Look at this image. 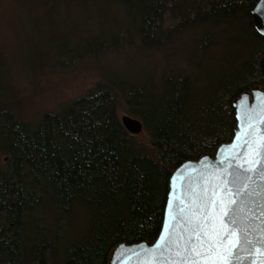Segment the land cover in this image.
Instances as JSON below:
<instances>
[{
  "label": "trees",
  "instance_id": "trees-1",
  "mask_svg": "<svg viewBox=\"0 0 264 264\" xmlns=\"http://www.w3.org/2000/svg\"><path fill=\"white\" fill-rule=\"evenodd\" d=\"M27 1L45 24L27 70L89 61L99 79L33 123L0 54V264H107L115 243L156 239L172 171L229 141L232 99L264 86L257 0Z\"/></svg>",
  "mask_w": 264,
  "mask_h": 264
},
{
  "label": "water",
  "instance_id": "water-1",
  "mask_svg": "<svg viewBox=\"0 0 264 264\" xmlns=\"http://www.w3.org/2000/svg\"><path fill=\"white\" fill-rule=\"evenodd\" d=\"M260 4L261 0H257L250 13L255 30L264 36V9ZM232 105L236 118L232 138L220 143L213 152L185 159L169 176L163 221L156 239L151 243H115L108 251L107 264H207L195 256L186 258L182 249L189 239V248L197 243L189 221L195 220L193 213L201 204L199 198L213 192L220 200L236 202L231 207L235 208L241 242L230 257L231 264H264V252H257L264 249V171L247 170L249 148L245 143L264 131V86L255 85L240 92L232 99ZM120 121L129 133L142 131V122L136 117L124 114ZM225 182L227 188L222 190ZM227 189H231L230 195ZM161 236L165 239L161 240ZM177 251L181 255L177 256Z\"/></svg>",
  "mask_w": 264,
  "mask_h": 264
},
{
  "label": "rangeland",
  "instance_id": "rangeland-1",
  "mask_svg": "<svg viewBox=\"0 0 264 264\" xmlns=\"http://www.w3.org/2000/svg\"><path fill=\"white\" fill-rule=\"evenodd\" d=\"M28 6L27 0H0L1 76L10 81L14 93L11 107L17 116L35 122L43 112H58L71 99L87 92L99 79V67L89 61L66 67L42 63L37 68H32V72L28 71L24 62L26 46L32 41L41 47V28H45L43 21L42 24L38 22L37 26L31 24ZM47 32L49 31L45 30ZM114 58L115 55L113 61L106 63L116 62ZM117 113L119 118L129 114L121 105H118Z\"/></svg>",
  "mask_w": 264,
  "mask_h": 264
},
{
  "label": "snow or ice",
  "instance_id": "snow-or-ice-1",
  "mask_svg": "<svg viewBox=\"0 0 264 264\" xmlns=\"http://www.w3.org/2000/svg\"><path fill=\"white\" fill-rule=\"evenodd\" d=\"M260 6L264 9V0H261ZM245 143L249 148L247 163L250 167L247 170L264 171L261 167L264 164V131ZM227 183L223 184L222 190L227 188ZM227 192L230 195L231 189H227ZM199 199L201 204L197 208L198 215L193 213L195 220L189 221L191 234L196 236L197 243L189 248L188 244L191 240L185 241L182 249L183 255L186 258L195 256L197 259L205 260L207 264H231L230 257L241 242V229L235 218V208L231 207L236 202L235 200H220L215 192L211 196L205 195ZM171 204L172 202L169 201L170 206ZM210 221L211 225H209ZM164 239L165 237L161 236V240ZM225 241H227L226 244ZM157 247L161 245L158 244ZM177 247L179 248V245ZM257 252H264V249H257ZM176 255H181V251H177Z\"/></svg>",
  "mask_w": 264,
  "mask_h": 264
}]
</instances>
